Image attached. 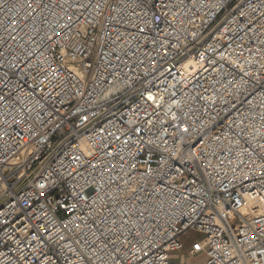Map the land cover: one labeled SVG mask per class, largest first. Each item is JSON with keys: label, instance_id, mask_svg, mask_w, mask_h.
<instances>
[{"label": "built area", "instance_id": "2783aa9c", "mask_svg": "<svg viewBox=\"0 0 264 264\" xmlns=\"http://www.w3.org/2000/svg\"><path fill=\"white\" fill-rule=\"evenodd\" d=\"M264 264V0H0V264Z\"/></svg>", "mask_w": 264, "mask_h": 264}, {"label": "rangeland", "instance_id": "374dc122", "mask_svg": "<svg viewBox=\"0 0 264 264\" xmlns=\"http://www.w3.org/2000/svg\"><path fill=\"white\" fill-rule=\"evenodd\" d=\"M203 238L202 234L195 233V232H188L186 236L183 238V249L175 255V260L179 262H186L187 264H200L204 260L203 254H197V255H190L188 253V248L190 247L192 241H198Z\"/></svg>", "mask_w": 264, "mask_h": 264}]
</instances>
